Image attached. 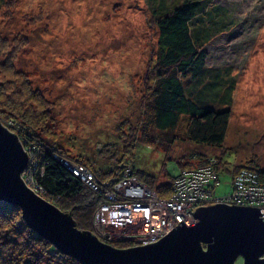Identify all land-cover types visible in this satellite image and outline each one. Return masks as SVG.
<instances>
[{"label": "rangeland", "instance_id": "1", "mask_svg": "<svg viewBox=\"0 0 264 264\" xmlns=\"http://www.w3.org/2000/svg\"><path fill=\"white\" fill-rule=\"evenodd\" d=\"M184 1L0 0V80L6 81L0 91L20 89L16 96L23 100L22 108L38 114L45 126L49 136L44 140L57 141L72 155L91 141L87 151L94 149L100 162L112 165L117 156L122 165L158 171L160 181L164 177L159 170L172 157L183 159L184 167L215 157L221 168L215 196L231 191L237 170L258 173L262 184L264 175L248 167L264 171V0H189L209 12L219 8L230 15L224 31L204 48L207 65L225 70L221 80L230 83L231 78L235 84L230 105H220L231 111L223 145L179 139L166 148L167 137L164 141L161 133L143 130L152 85L147 77L153 75L157 52L154 23ZM200 19L209 22V14ZM31 157L38 160L39 153ZM165 166L171 175L179 170L173 161ZM102 234L93 230L98 239ZM4 235L0 233V264H75L66 254L32 240L25 227L13 243L5 245ZM235 264H243L242 256Z\"/></svg>", "mask_w": 264, "mask_h": 264}, {"label": "trees", "instance_id": "2", "mask_svg": "<svg viewBox=\"0 0 264 264\" xmlns=\"http://www.w3.org/2000/svg\"><path fill=\"white\" fill-rule=\"evenodd\" d=\"M198 4L196 1H184L170 12L159 16L154 23L158 30L157 52L155 66L152 70L153 75L147 77V80H152V85L148 93L147 117L143 130H154L161 133L164 136V141L167 137L166 148L172 146L174 141L179 139L187 140L195 145L221 147L231 116L230 108H220V105H230L231 91L235 87L234 81H231V78L229 79L230 83L221 80L222 69L212 70L211 66L207 65L208 52L204 49L205 45L216 37L214 35L224 31L227 24L226 18H229L230 15L226 10L219 8L209 12L207 6ZM212 12L216 14L213 15ZM206 14H209V22L202 24L204 20L200 19V16ZM12 54L9 53L7 59H10ZM222 71L225 72V70ZM2 84L6 87L5 80H0V86ZM187 84L189 86H186ZM3 92L0 91V125L15 135L26 152L39 153L36 166L32 168L30 164L27 167L31 170L32 180L38 186L44 200L52 203L61 213L62 218L82 233L93 235V230H95L94 213L104 201V197L99 191L93 190L66 169L59 161L60 158L83 164L95 176L101 187L105 186L108 180L117 181L122 176L124 167L129 166L132 168V175L149 185L161 198L171 195L173 180L185 168L201 166L205 161L204 159L184 167L183 159H173L172 157L163 162L159 171H163L164 178L163 181H160L161 177L158 171L151 173L141 167L122 165L121 159L119 161L117 156L114 157L115 162L112 165L100 162L101 158H94L96 155L94 149L91 152L87 151L86 144H90L91 141H84L79 152L72 155L66 152L61 145L58 146L57 141L51 143L44 140V135L49 136L44 129L45 126L38 114L28 113L27 107L22 108L23 100H18V96L22 93L20 89L7 91L6 94ZM18 93L19 95L16 96ZM37 94L38 92L35 93V95ZM39 97L44 100L41 91ZM219 101L221 103H217ZM44 110L49 112V109L44 108ZM48 132L54 134L49 129ZM148 144L153 145L154 143L149 141ZM100 150L98 149L97 153ZM54 154H57V158L53 157ZM212 159L218 161V165H215V179L210 180V183L215 184L214 187H216L219 178L218 172L221 168L219 158ZM168 161H173L179 169L174 175L167 172L165 165ZM248 168H253L264 175V171L261 169ZM24 227L28 229L32 240L46 245L49 250L64 255L50 241L27 225L22 219L19 207L0 199V233L7 237L2 242L5 245L13 243L15 234H18ZM99 240L115 249L138 247L125 240ZM7 246L10 247L11 244ZM201 246L206 251V243ZM64 256H69L75 264H82L74 256L67 254ZM27 257L29 256L27 255ZM21 258L23 257L21 256ZM20 262L21 259H19Z\"/></svg>", "mask_w": 264, "mask_h": 264}, {"label": "water", "instance_id": "3", "mask_svg": "<svg viewBox=\"0 0 264 264\" xmlns=\"http://www.w3.org/2000/svg\"><path fill=\"white\" fill-rule=\"evenodd\" d=\"M26 153L0 125V199L16 205L22 219L59 251L82 264H264V209L216 203L199 207L196 223L173 229L158 242L115 249L65 221L58 209L27 189L20 174ZM201 243H206V251Z\"/></svg>", "mask_w": 264, "mask_h": 264}, {"label": "built area", "instance_id": "4", "mask_svg": "<svg viewBox=\"0 0 264 264\" xmlns=\"http://www.w3.org/2000/svg\"><path fill=\"white\" fill-rule=\"evenodd\" d=\"M25 153L27 163L20 179L27 189L44 199L32 180L31 170L27 169L30 164L32 168L36 166L38 160L34 158L31 161L32 151ZM53 157L57 158V154ZM59 161L86 185L103 195L104 201L95 210L93 222L95 231L103 232L101 239L105 241L125 240L138 247L154 244L178 226L195 223L196 218L191 212L197 208L216 203L264 209V183H258V173L251 170L237 171L232 177L231 191L221 197L215 196V184L212 185L210 180L215 179L218 161L213 159L197 166L196 170H183L177 175L172 185L173 196L169 198L159 197L149 185L132 175L129 166L124 167L117 181L108 180L101 187L83 164L62 158ZM260 217L264 220V213ZM106 228L110 233L105 232Z\"/></svg>", "mask_w": 264, "mask_h": 264}, {"label": "bare ground", "instance_id": "5", "mask_svg": "<svg viewBox=\"0 0 264 264\" xmlns=\"http://www.w3.org/2000/svg\"><path fill=\"white\" fill-rule=\"evenodd\" d=\"M197 221V220H196ZM196 223V222H195ZM194 224V223H193ZM107 229V228H106ZM105 232H107V233H110L109 231H108V229H107V231H105Z\"/></svg>", "mask_w": 264, "mask_h": 264}]
</instances>
